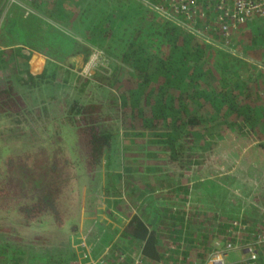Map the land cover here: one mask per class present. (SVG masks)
<instances>
[{"label": "trees", "instance_id": "trees-1", "mask_svg": "<svg viewBox=\"0 0 264 264\" xmlns=\"http://www.w3.org/2000/svg\"><path fill=\"white\" fill-rule=\"evenodd\" d=\"M196 17L195 27L208 34L211 39L223 42L228 38L229 45L241 53H246L252 59H259L258 57L262 55L264 35L257 34H264V26L258 32L245 29L241 39L239 34L232 38L236 25L229 28L230 34L227 36L218 30V21L210 12L201 11ZM9 47H12V44L0 43V50ZM213 47L215 46L212 43H205L166 19L153 21L150 19L145 27L137 28L134 35L126 39L124 47L122 45L117 47L118 57L112 62L114 66L109 69L110 71L104 69L98 76L103 83L115 90L105 96L108 106L114 107L115 116L131 119L130 124L147 130L151 135L164 136L156 141L162 142L165 145L164 149L168 150L166 163L180 168L183 176L185 169H190L194 163L204 158L205 154L201 149L207 150V143L212 141L209 135H229L231 130L236 133L242 132V135L245 132L250 143L248 146L242 144L241 149H250L253 153L261 151L264 155V69L259 68L260 75L255 81L244 86L243 94H233L230 90L224 92L227 77L220 68L223 64L228 66L231 60H238L239 57L236 59L229 51L224 53V50ZM208 48H213L216 52L209 56ZM18 49L22 50L20 47ZM30 54L31 52L28 55ZM239 60L244 61L241 58ZM14 62L18 71L28 73L29 79L25 82L30 88H40L49 81L65 85L70 78L69 69L53 62L50 65L46 64L41 73L32 72L28 64H23L21 59H15ZM84 81L88 82L87 78H84ZM72 82L71 79L70 83ZM41 93L43 90L39 92L43 99L41 106L34 103L31 107L17 98L13 88H2L0 112L11 115L16 123L29 119L37 122L40 120L39 113L45 114L50 109L49 104L54 100L53 95L49 97ZM65 104L64 120L78 129L87 152V161L94 164L106 158L109 162L111 157L108 151L114 145L116 126L113 118L109 119V115L104 116V103L95 99L79 100L76 97L66 100ZM156 164L154 162V165ZM171 166H167L166 172L164 167L159 168L154 172L156 174L154 177L163 176L157 178L158 184H171L168 187L176 191L173 186L180 176L170 172L173 169ZM176 188L177 192L181 191L183 196L187 197V183L183 181V184L177 185ZM142 193L143 191H140L138 195ZM183 213L187 215L190 225L193 223L196 225L192 232L185 231V247L199 249L200 252L197 254L202 257L206 254L204 240L211 241L214 238H222L223 235L227 236L225 231L227 225L237 226L240 233L245 230L246 235L251 229L256 235L264 232V224L244 218L245 221L241 216L228 211L226 224L224 217L219 216L218 219L216 215H212L213 212L199 208L193 202L185 208L179 206L172 211L170 217H180L178 214ZM202 214L212 216L211 221L197 226L201 224ZM193 218L196 219L192 223ZM233 220L240 222V225H234ZM165 228L166 233L160 228L159 222L149 228L140 216L134 215L120 235L119 242H123V239L137 241L135 243L141 244L143 252L148 257L155 258L159 256L163 246L171 240L177 242L179 236H182L181 226L174 222ZM191 233L195 236L201 235V240L193 243L195 236ZM232 233L230 230L228 237H232ZM187 254H191V251H187ZM14 255L16 256H10L13 261L20 253Z\"/></svg>", "mask_w": 264, "mask_h": 264}, {"label": "rangeland", "instance_id": "rangeland-1", "mask_svg": "<svg viewBox=\"0 0 264 264\" xmlns=\"http://www.w3.org/2000/svg\"><path fill=\"white\" fill-rule=\"evenodd\" d=\"M203 8L208 9L205 3L200 7L199 12ZM150 13L154 20L161 18L158 14ZM234 23L236 22L230 23V27L236 25L232 38L239 34L241 39L245 29L260 31V28L264 26V16H253L247 21ZM263 35L262 33L257 34V36ZM226 40L229 39L226 38ZM213 48L224 50L218 46ZM213 48H208L209 56L216 52ZM94 51L97 50L91 51L84 61L79 62L81 63L79 69ZM225 51L227 50L223 52ZM98 53L100 58H98L99 62L97 61V68L88 72L86 77L88 82L84 81L85 77L79 75L80 77L71 78L73 85L69 78L65 85H59L57 81H49L40 89L30 88L25 82L29 79L28 73L17 70L15 59H21L23 64L30 65L28 59L30 57L25 50L20 51L15 46L0 50V89L13 88L17 98L22 99L21 101L31 107L34 103L41 106L43 102L39 94L41 90L44 93L41 94L45 96H54V100L48 106L50 109L45 114L40 115L39 113L40 120L37 122L29 119V121L16 123L11 115L0 112V250L6 251L8 257L19 254L23 245L46 243L44 233L37 235L30 232L28 236L11 233L12 230H17L16 227L23 221L28 225L35 223L40 225L47 223L43 219L49 217L52 223L58 226L63 236L64 231L71 226L73 230L78 228L80 220L84 219L83 213L86 214L95 209L103 214L114 213V208L111 207L107 196L113 197L119 194L126 196L131 193L130 196L134 197L139 194L140 184H158L157 178H163L161 175L154 177L156 175L154 172L162 167L166 172L167 166H171L166 163L168 150L164 149L165 145L162 142L156 141L164 136L151 135L147 130L133 123L130 124L131 119L115 116L114 107L108 106L109 103L105 96L115 90L103 83L98 76L103 73L104 69L109 71L114 66L112 63L114 60H110L101 50ZM261 53L262 55L258 57L260 63H256L259 67L255 64L248 65L244 59H242L244 61L231 60L228 66L226 64L221 66L220 70L227 77L224 92L230 90L233 94H243L244 86L248 82L255 81L260 75L258 68H264V51ZM110 54L113 57L117 56V48H114ZM243 54L246 55V53ZM39 66L38 62L32 63L34 69H38ZM76 97L79 100L95 99V101L104 103V116L109 115V119L113 118L116 128L114 145L108 151L111 157L109 162L103 158L98 163L90 164V161H87V152L78 129L64 120L65 101ZM209 138L212 141L207 143V150L201 149L205 154L204 158L194 163L190 169H185L184 176L180 168L175 165L171 166L173 169L170 172H175L174 175L180 176L177 185L183 184L184 181L188 184V192L191 196L193 197V192L195 196L200 197L203 194L199 185L218 184L219 182V184H240L243 192L250 193L251 184L264 183L263 153L261 151L253 153L250 149H246V152L240 151L242 144L250 143L245 132L242 135V132L236 133L231 130L229 135H209ZM231 160L239 162L237 170L226 172L223 176L219 174L222 171L220 168ZM154 162L157 164L154 165ZM114 184H119V186L114 188ZM161 185L165 186L163 183ZM81 186H88V188L82 189ZM101 198L103 199L102 204L95 208V204H99L97 202H100ZM239 207L238 199H232L227 211L234 214ZM51 208H55V211ZM121 210L118 209L116 212H121ZM127 210L126 203L123 210V222ZM31 216H35L34 218L39 216L41 221L34 222ZM116 216L119 219L121 217L117 214ZM75 233L78 231H73L72 234ZM64 236L67 238L66 235ZM72 239L73 237L71 242ZM30 254L29 252V256ZM0 255L6 259L1 252ZM20 255L24 256L25 253ZM20 258L21 264L27 263L26 256ZM11 261L14 262L12 259Z\"/></svg>", "mask_w": 264, "mask_h": 264}, {"label": "crops", "instance_id": "crops-1", "mask_svg": "<svg viewBox=\"0 0 264 264\" xmlns=\"http://www.w3.org/2000/svg\"><path fill=\"white\" fill-rule=\"evenodd\" d=\"M149 12L151 10L139 0H0V43H10L12 46L20 47L25 50L26 54L31 52L28 59H31L32 54H35L33 62L38 57H43L44 66L39 71L35 70L36 73L42 72L46 64L50 65L51 62H54L58 66L69 69L70 78L77 77L80 75L79 65L81 63L79 62L84 61L93 50H101L110 60H117L118 56L113 57L110 53L114 48L121 45L124 47L126 39L130 35H134L137 28L145 27L150 19L154 20ZM212 13H210L211 16ZM58 52L59 54H56ZM233 55L237 59L239 57L246 60L248 65L255 64L259 67L256 64L260 63L259 59H252L241 52ZM77 62L79 64H76ZM28 67L33 72L32 65ZM244 149L246 148L240 149V151H244ZM238 165L239 162L231 160L226 165L224 164L223 168H220L222 171L219 174L223 176L226 172H235ZM219 183L199 185L203 195L195 196V193L192 192V197L188 192L186 198V195L183 196L181 191L177 192L176 184L173 186L176 191L168 187L171 184L165 186L140 184L138 189L139 193L143 191L142 195L137 194L134 197H130L128 194L126 196L125 194H122L123 196L121 194H119L121 196H107L111 207L114 208V213L121 215L120 219L114 213L103 214L96 211L95 208L102 204L103 199L101 198L100 202H97L99 204H95L96 213L95 211L83 213L84 219L80 220L78 228L73 230L71 226L67 231H64L63 236L60 234L58 226L54 225L49 217L43 219L47 223L44 222L40 225L38 223L28 225L22 220L23 222H19V226L16 227L17 230H12L11 233L19 236H28L30 232L37 235L44 233L46 243L21 246L19 253H25V255H18L14 262L7 256L6 251L0 250L6 257L5 259L0 255V261L8 264H21L20 257L26 256L27 259L30 252L26 264H203L212 252H219L225 261L224 264H245L248 256L246 245L255 240L256 232L254 230H249L247 235L244 230L239 235L231 234L232 237H228L230 230L235 226L227 225L225 227L227 236L223 235L224 237L214 238L211 241L204 240L206 241L204 249L206 254L205 257H202L197 254L200 252L199 249H189L185 247L184 242L185 231L192 232L193 227L196 226L193 223L196 218H193V224L190 225L185 213L178 214L180 217H170L172 211L178 209L179 206L185 208L193 202L199 208L202 207L213 212L212 215H216L218 219L219 216L224 217L225 223L228 224L226 222L229 217H226L227 207L232 199H238L240 207L234 214L243 219L253 220L258 224H264L263 182L251 184L252 191L250 193L243 192L240 184ZM117 186L119 184H114V188ZM255 187L256 189H253ZM81 188L87 189L88 186H81ZM126 203L128 210L123 222V210ZM120 204L121 206H119ZM118 209H122L121 212H116ZM51 210L55 211V208H51ZM134 215L140 216L149 228L159 222L164 233H166L165 227L174 222L181 226L180 234L182 236H179L177 242L171 240L166 246H163L161 251H158L160 253L158 257H148L139 242L135 243L137 241L132 239H123V242H119L120 235L125 231ZM16 216L19 217V215ZM34 217L31 216L32 221H41L39 216ZM210 217L212 216H203L201 224L197 226L203 225V222L211 221ZM73 231H78V233L73 235ZM72 237L73 241L71 242ZM225 238L234 241L237 246L224 250L227 241H224ZM194 239L193 243L200 241L201 235L195 236ZM257 249L259 251L257 262L264 264V247L258 246ZM187 251H191V254H187Z\"/></svg>", "mask_w": 264, "mask_h": 264}, {"label": "built area", "instance_id": "built-area-1", "mask_svg": "<svg viewBox=\"0 0 264 264\" xmlns=\"http://www.w3.org/2000/svg\"><path fill=\"white\" fill-rule=\"evenodd\" d=\"M146 5L151 12H155L161 18L170 21L180 27L184 32L190 33L197 38L202 39L205 43H212L214 46L223 48L232 54H238L235 48L228 44L225 39L218 42L210 38V36L195 27L196 15L199 14L200 7L205 3L207 8L201 9L204 12H213V17L218 21L217 26L223 35H229V23L244 22L253 16H264V0H139ZM217 43V44H216ZM100 58L98 51H94L87 61L79 69V73L83 77H87L90 70L97 68V61ZM234 225H240V222L233 220ZM233 235H239L240 229L235 226L232 229ZM237 246L232 240L225 242L224 250H229ZM258 246L264 247V234H257L255 240L246 245L248 256L245 264H258L259 255ZM264 252V249H263ZM224 259L219 252H212L203 264H224ZM0 264H8L1 262Z\"/></svg>", "mask_w": 264, "mask_h": 264}, {"label": "water", "instance_id": "water-1", "mask_svg": "<svg viewBox=\"0 0 264 264\" xmlns=\"http://www.w3.org/2000/svg\"><path fill=\"white\" fill-rule=\"evenodd\" d=\"M34 57H35V54H32L31 59H29V60H30V65H32V62H33V58H34ZM35 62H38L40 66H39L38 69H34L33 72H35V70H36V71L41 70V69L43 68V66H44V63H45L43 57H38V59H37ZM31 71H32V70H31Z\"/></svg>", "mask_w": 264, "mask_h": 264}]
</instances>
